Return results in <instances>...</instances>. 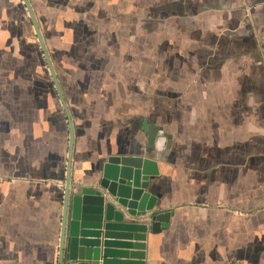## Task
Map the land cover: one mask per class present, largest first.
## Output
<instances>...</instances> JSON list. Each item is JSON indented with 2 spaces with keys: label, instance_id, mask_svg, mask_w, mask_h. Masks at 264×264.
Segmentation results:
<instances>
[{
  "label": "crops",
  "instance_id": "crops-1",
  "mask_svg": "<svg viewBox=\"0 0 264 264\" xmlns=\"http://www.w3.org/2000/svg\"><path fill=\"white\" fill-rule=\"evenodd\" d=\"M29 2L74 126L71 182L148 153L173 215L145 264H264V0ZM145 118L169 149H146ZM68 139L28 11L0 0V264H58Z\"/></svg>",
  "mask_w": 264,
  "mask_h": 264
},
{
  "label": "water",
  "instance_id": "water-1",
  "mask_svg": "<svg viewBox=\"0 0 264 264\" xmlns=\"http://www.w3.org/2000/svg\"><path fill=\"white\" fill-rule=\"evenodd\" d=\"M68 122L64 200L58 264H145L147 232L169 226L172 210L156 211L152 180L158 163L148 153L103 156L88 181L71 182L74 126L47 45L29 0H22ZM146 149L162 151L172 145L163 126L144 119ZM128 216V219H126ZM141 218H144L143 220Z\"/></svg>",
  "mask_w": 264,
  "mask_h": 264
},
{
  "label": "built area",
  "instance_id": "built-area-1",
  "mask_svg": "<svg viewBox=\"0 0 264 264\" xmlns=\"http://www.w3.org/2000/svg\"><path fill=\"white\" fill-rule=\"evenodd\" d=\"M10 178H11L10 176L0 173V183H3ZM141 219L143 220L144 218H141Z\"/></svg>",
  "mask_w": 264,
  "mask_h": 264
}]
</instances>
